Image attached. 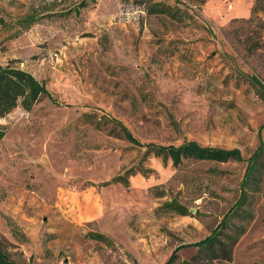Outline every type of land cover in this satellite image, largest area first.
I'll return each instance as SVG.
<instances>
[{"label": "rangeland", "instance_id": "374dc122", "mask_svg": "<svg viewBox=\"0 0 264 264\" xmlns=\"http://www.w3.org/2000/svg\"><path fill=\"white\" fill-rule=\"evenodd\" d=\"M80 1L0 0V65L50 93L0 117V243L24 264H163L235 204L259 132L264 141L255 0H85L76 13ZM156 2L176 16L151 11ZM117 122L141 142L193 140L244 159L143 158ZM138 163L150 171L127 187L102 184ZM242 207L252 217L232 218L245 226L232 260L210 264H264V180ZM196 252L181 248L174 264Z\"/></svg>", "mask_w": 264, "mask_h": 264}, {"label": "trees", "instance_id": "16d2710c", "mask_svg": "<svg viewBox=\"0 0 264 264\" xmlns=\"http://www.w3.org/2000/svg\"><path fill=\"white\" fill-rule=\"evenodd\" d=\"M78 5V7L74 8L76 13H78L79 7L86 6L87 3L85 0H82ZM151 6L153 7L151 11L155 9L157 12L168 13L173 18L176 16L172 8L163 3L156 2V4H151ZM67 11L70 12V10ZM35 19L36 15L30 13L22 18V22L28 26ZM247 20L255 21V33L260 36V41L257 42L258 47L264 46V0H255ZM3 22L4 20L0 18V23L2 24ZM252 79L264 89V83L255 76H252ZM42 95L49 96L50 93L45 85L38 81L30 72L8 64L4 66L0 65V117L6 115L18 105L25 110H30L32 105ZM117 123H119L120 130L127 140L144 148L143 158L154 156L161 158L163 163L170 160L175 167L184 159L213 160L218 162L229 159H244L240 150L237 148L201 145L193 140L184 141L177 145L141 142L125 125L120 122ZM4 133V129L0 127V138L3 137ZM245 160L246 167L240 184V194L235 204L223 215L220 222L209 234L197 241L179 244L173 249L163 264H174L179 255L178 251L184 247H194L197 249V252L189 260L182 261V264H210L214 261L229 263L232 260V247L245 231V226L239 223H232V218L234 216L242 219L252 217L251 212L244 209L242 205L247 200L248 191H258L260 182L264 180V141L261 139L260 132L258 133L257 147ZM140 161H142V158ZM149 171V168H143L142 164L138 163L136 166H130L121 173L115 174L110 179L103 181L102 184L107 185L118 182L127 187L129 185V176L137 172L146 174ZM162 206L179 214H186L188 211L184 205L178 203L176 200L164 202ZM230 225L233 227V232L231 233L226 230ZM91 235L100 240L111 241L102 233H94ZM0 264L24 263L11 260L3 251L0 243Z\"/></svg>", "mask_w": 264, "mask_h": 264}]
</instances>
